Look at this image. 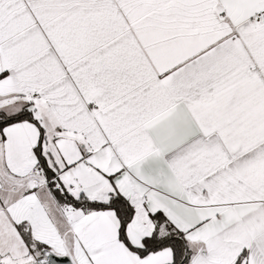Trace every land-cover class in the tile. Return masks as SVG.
Returning <instances> with one entry per match:
<instances>
[{"label": "snow or ice", "instance_id": "snow-or-ice-1", "mask_svg": "<svg viewBox=\"0 0 264 264\" xmlns=\"http://www.w3.org/2000/svg\"><path fill=\"white\" fill-rule=\"evenodd\" d=\"M0 264H264V0H0Z\"/></svg>", "mask_w": 264, "mask_h": 264}]
</instances>
